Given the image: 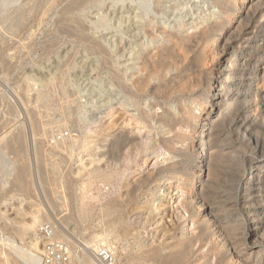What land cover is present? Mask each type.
I'll return each mask as SVG.
<instances>
[{"label":"bare ground","instance_id":"obj_1","mask_svg":"<svg viewBox=\"0 0 264 264\" xmlns=\"http://www.w3.org/2000/svg\"><path fill=\"white\" fill-rule=\"evenodd\" d=\"M31 1L3 0L0 14H4L8 19H20L21 22L31 8ZM77 1L80 3V0ZM165 1L151 0L153 5H151V12L153 15L155 13L153 17H156L158 12L164 11L165 13ZM175 1L177 0L168 2H174L171 7V12H173L171 18H174V14L179 11L180 7L194 0H178L177 3ZM209 1L215 10L211 7L201 12V17L198 18L202 25L201 27L197 25L200 29L195 24L198 18H195V21L189 22L188 20L183 23L180 20V32H176L171 29V25L160 26L158 18L151 16V21H147L145 27L142 28L145 29L146 35L144 36L148 35L151 38L150 48L145 49L143 44H140L145 49L141 51L139 58L141 70L138 69L142 74L139 75L140 71L137 70V77L131 74L130 79L126 75H115L121 86L126 89L129 82V87L133 90H128V95L122 92L127 99L123 105L136 108L137 120L150 128V132L154 133V138L143 141L130 133L120 131L113 135H103L104 138L98 146L90 147L94 141L88 135L80 134L79 138L71 140L70 133L65 136L63 129H57L56 134L50 132L51 136H49L45 135L48 132L45 133V129L42 131L43 127H41L42 134L45 136L40 134L42 137L38 139V144H36L37 139L34 142L37 145L40 166L38 175L41 185L42 209L35 212L30 223L20 228H13L16 235L23 237V240L20 239L23 242L27 239L24 238L25 233L34 230L32 236L28 238L29 241L31 239L29 247L25 244L17 245L14 240L0 236V253L6 258L4 264H67L69 262L73 264L76 248L64 233L62 225L50 226L52 227L50 228L51 235L45 239L41 238L36 230L37 228L42 229L40 225L43 220L51 219V211L53 213L69 212L67 217L62 216L65 218L64 224L71 223V219L77 216L78 224L84 227L80 228L86 230L88 228L86 224H90L91 214L95 209L90 201H97L100 204L96 214L97 219L100 220V230L98 233L91 231L90 236L88 235L90 239L85 243L90 250H84L82 256V262L85 264H114V259L116 260L117 257L114 241L123 244L124 250L130 249L126 257L128 263L264 264V234L261 236L259 233L264 225V124L258 118L264 113V88L259 86V82H264V0ZM178 17L180 18V15ZM176 20L178 18L172 22ZM187 25L189 28L185 29ZM193 28L197 31L189 34L188 30ZM138 35H141V32ZM213 40H218V43L215 44V41L213 43ZM102 46L96 45L97 49L108 53L107 50L102 49ZM209 57L212 68L206 72L203 67L205 60ZM116 71L113 70L116 74L121 73L118 72L119 70L118 73ZM143 95L151 96V102H146V97L143 102L141 99ZM38 97L41 102L47 104L46 94H40ZM67 105L63 107V112L69 114L68 116H74L82 110V104ZM254 106L256 111L253 109ZM196 111L198 113H195ZM46 128L48 131V127ZM194 130L196 131L193 132ZM185 132H188V136ZM193 133H197V136L194 137ZM235 133L243 134L241 143L244 142L254 150L253 157L245 156L246 158L241 159L240 152L238 155L237 150H234L235 145H239L240 142L238 141L240 136L235 137L237 141L232 139ZM9 134L6 137L9 139L3 138L5 150L15 149L20 139L19 134H17L18 137L12 135L11 132ZM22 134L24 135L23 132ZM20 136L22 137L21 134ZM222 137H228L231 143L228 144L229 141L226 142L227 146L216 147L219 141L225 140ZM185 140L189 142L188 148L183 145ZM239 147L241 148V145ZM3 148L1 149L4 151ZM99 150L103 151L98 152ZM162 152L171 155L174 161L162 166L157 162L152 170L140 173L131 183H123L128 175L144 168L150 156L160 157ZM82 153L90 154L92 164L99 163L103 159H106V163L87 172L86 179L71 178L69 172H65V168L70 167L76 157ZM134 153L136 156L133 158ZM141 155L147 158L139 162L136 157ZM249 164L250 167H246ZM213 167L220 169L219 175L224 172L225 181L234 191L232 201L234 200L235 203L233 205L243 207V211L246 212L248 226L246 225L247 228L242 231L241 228L239 229L240 226L224 224L226 222L222 220L220 213L218 214L210 204L206 187L214 175ZM247 171L250 176L244 179ZM25 173H20L18 177L23 178ZM191 176L193 180L189 178ZM169 180L176 185L180 183L184 195L181 205L193 224L195 233L188 236L183 232L184 226L188 224L185 221L180 234L174 232L170 235L171 242L163 241L159 245L153 243L146 245L141 240V231L133 228L129 220L140 210L147 212L148 223L151 225L163 220L164 216L159 219L158 217L166 206L168 208L170 206V204L167 205V196L170 192L167 190V195L162 198L151 199L149 197L153 195L155 189L162 188L161 181L166 183ZM99 184L114 189L117 185L119 192L101 194ZM94 190H98L97 195L93 193ZM144 196L148 201L141 203V198ZM232 201L229 200L228 204ZM169 233L171 231L167 232ZM130 240L134 242L130 243ZM59 242L67 245H64V251L68 253L65 261L64 258L59 261L57 256H53L56 250H59L56 246ZM51 245L55 248L53 249L54 254L48 249ZM7 248L11 254H7L5 250ZM206 249L207 253L202 256L201 253ZM102 252L109 254L113 261L105 263L100 257Z\"/></svg>","mask_w":264,"mask_h":264},{"label":"rangeland","instance_id":"obj_2","mask_svg":"<svg viewBox=\"0 0 264 264\" xmlns=\"http://www.w3.org/2000/svg\"><path fill=\"white\" fill-rule=\"evenodd\" d=\"M83 1L80 0L79 3L77 0H32V9L30 8V10H28L29 12L27 11L25 18L21 22L20 19H8L4 14H2L4 16L0 14V142L2 141L0 143V236L14 240L17 245L25 244L29 247L31 239L29 241L28 238L32 236V233H34L32 231L34 230H29L25 233L24 238L27 239H24L25 242H23L21 241L23 237L21 238L16 235L13 232V228H20L30 223L29 221L33 219L35 212L42 209L41 185L38 175L40 166L36 144H38V139L44 135L42 134L44 129L45 133L48 132L45 135L49 136H51V133L56 134L57 132L55 131L63 129L64 131H62L65 136L70 133L71 140H76L79 138L80 134L88 135L92 137L94 141L90 147L98 146L104 138L102 137L103 135H113L120 131L130 133L132 136L139 137L143 141L155 137L154 133L150 132V128H148L146 124L137 120L138 113L136 108L123 105L125 101H127L124 94L126 93L125 95H128V90L133 91L129 87L130 83L128 82L127 85L129 86H126L129 89H125L124 86H121L117 81V77H115V75L122 74L130 79L134 74L135 77H137L138 68L141 70L139 61L141 51L143 52L151 46V38L148 35L144 36L146 35L144 32L145 29H142L145 27L146 22H149V20L155 16V13L153 15L151 12V7L153 6L151 0ZM169 1L171 0L165 1V13H163V11L161 15V13L158 12L156 13V17L153 18H158V23H160L162 27L171 25V29L176 32H180V20H182V23L188 20L189 22L195 21V18L201 17V12L207 11L211 7L212 9L214 8L209 0H194L189 2L190 4L188 3L184 7L179 8V11L183 14L179 11H175L177 14H174V18H178V20L172 22V20H175L171 18L173 16H171L173 13L171 12V7L174 2L168 3ZM2 2L3 0H0L1 10L3 8ZM70 2L75 5H72ZM177 2L178 0L175 1V3ZM76 3L79 7H77ZM141 7L142 9H139ZM178 15L182 18L180 19ZM139 16L142 17V19ZM136 19H141V22ZM196 20V26L198 25L201 27L202 24H200V19L198 18ZM189 22L187 24H189ZM188 28L189 26L187 25L185 29ZM194 29L195 28L188 30L189 34L197 31ZM198 29L200 28L198 27ZM139 31L141 35H138V33L140 34ZM79 33L81 34L79 35ZM214 41L215 44L218 43V40H213V43ZM95 44L103 45L102 49L105 51L107 50L108 53L97 49ZM140 44H143L145 49ZM122 54L123 56H121ZM205 61L203 70L208 72L212 68L211 58L209 57ZM208 62L211 63L209 64ZM136 65H138V67ZM109 68H112L114 71L119 70L118 72L121 73L116 74L112 69L110 71ZM131 74L133 75L131 76ZM141 74L140 71L139 75ZM259 86L264 88V82H259ZM79 91L80 93H77ZM43 93L48 97L47 104H44L38 99V95ZM68 95L70 99H67L69 98ZM144 98L146 102H151V96L143 95L141 97L143 102H145ZM68 101L71 102V105L72 103L73 105L82 104V110L75 114L76 116H68L69 114L67 115L63 112V107L69 103ZM75 101L76 103L74 104ZM64 103H66V105ZM253 109L256 111L255 106ZM254 110L253 114H255ZM195 113H198V111ZM262 115L263 117H261ZM262 115L258 118L264 124V120H262L264 119V113ZM14 127L17 129L15 130ZM20 127L24 131H21L22 129ZM41 127H43V129ZM46 127L49 129L48 131ZM18 128L21 131L20 134L22 137L19 134L20 131ZM8 131L9 133L11 132L12 135L16 137L19 136L18 138H20L18 139V144L15 149L11 148L5 150L3 148V138L7 137L9 134ZM2 132L6 136L2 135ZM17 134L19 135L17 136ZM40 134H42V136ZM187 134L188 132H185V135ZM193 135L196 137L197 133H193ZM242 135V133L240 135L235 133L232 136L233 140H236V138L240 136V140H238L240 141L239 145H235L234 150H237L238 155L241 154V159L246 157L251 158L254 156V150H252V148L250 149V146L245 145L244 142L243 144L241 143ZM8 136L10 137V134ZM9 137L6 138V140L9 139ZM35 139H37L36 144L34 142ZM222 139L225 142L222 140L219 141L220 145L217 143L216 147H221L222 145L227 146L226 142L231 140L228 137H222ZM51 142L53 143L54 141ZM230 143L231 141L228 144ZM188 144V141H183V145L186 148H188ZM240 145L241 148L239 147ZM1 148H3L4 151ZM102 151L103 150H99L98 152ZM135 156L136 153H134L132 157L134 158ZM156 156L157 155L150 156L147 165L141 168L140 171L128 175L123 183H131L140 173L152 170L157 162L159 164L161 163L160 166H162L163 164H169L174 161L171 155L164 152L160 153V157ZM144 157V155L138 156L136 160L140 162L147 158ZM91 160L92 157L90 154L82 153L80 156L76 157L70 167L65 168V172H69L71 178L80 179V177H83L86 179L87 172L95 169L96 166L101 167L106 163V159L95 164H92L90 162ZM246 167L249 168L250 164L246 165ZM212 170L214 175L210 178L206 187V193L211 202L210 204L213 205L218 214L220 213L219 215L222 216V220L224 219L223 221L226 222L224 224L227 225V223H230V225L240 226L239 229L241 228V231L242 229H246L248 226L246 212L243 211V207L237 206L236 204L235 206L233 205V203H235L234 200L232 201L234 191L231 189L228 182L225 181L226 177L224 176V172L219 175L220 169L213 167ZM22 172H26V175L23 178H19L18 175ZM78 173H80V176ZM249 176V172L247 171L244 179ZM189 178L191 180L194 179L192 176ZM100 186L102 190L101 194L104 195L119 192L117 185L115 189L113 187H104L99 184V187ZM161 187L162 188L155 189L153 195L149 198H162L167 195V190L170 192V195L167 196V205L170 204V206L169 208L166 206L158 217L159 219L164 216V219L151 225L148 223L149 219L147 212L140 210L129 220V224L132 225L133 228L141 231V240H143L146 245H151L152 243L159 245L163 243V241L171 242L169 238L170 235L174 232L180 234L182 232V225H184L185 221H187L188 224L184 226L183 232L187 233L188 236H192L195 233L194 226L181 205L184 195L180 183L176 185L173 184L171 180L166 183L161 181ZM93 193L97 195L98 190H94ZM221 198L223 200H221ZM229 200L232 201L230 204H228ZM146 201H148L147 197L144 196L141 198V203H146ZM90 202L95 206V209L91 214L90 224H86L89 228H87L88 231L87 229L80 228L83 226L78 224L79 219L77 216L71 219V223L64 224L63 220L65 218H62V216L67 217L69 215L67 211L54 212L55 214L51 211V219L49 221L43 220L40 225L42 229L37 228L36 230L37 234L45 239L49 238L51 235L50 228L52 229V227L50 226L62 225V228L64 227V233L69 238V241L74 243L76 248L75 252L77 259L75 257L73 264H85L82 262V256L85 251L90 250L86 244L90 239V233L93 231H97L98 233L100 230V220L97 219L96 216L100 204L97 201ZM229 206L232 207L229 208ZM239 220L240 223L242 222L241 224ZM50 221L51 224L54 225H51ZM177 229L178 231H176ZM263 230L264 225L263 229L260 230L261 232H259L261 236L264 234ZM168 231H171V233L167 234ZM133 242V240H130V243ZM59 243L63 244V242ZM64 245L67 246L65 243ZM114 247H116L117 254L116 260L114 259L113 262L114 264H148L146 262L128 263L126 257L130 249L124 250L123 244L116 243V241H114ZM5 250H7V254H11L8 248ZM135 251L136 249L134 252ZM206 253L207 249L204 250L201 255L204 256ZM91 254L95 253L91 252ZM4 262H6L5 255L0 253V264H4ZM67 264L71 263L69 262Z\"/></svg>","mask_w":264,"mask_h":264},{"label":"built area","instance_id":"obj_3","mask_svg":"<svg viewBox=\"0 0 264 264\" xmlns=\"http://www.w3.org/2000/svg\"><path fill=\"white\" fill-rule=\"evenodd\" d=\"M57 248H59V250H56L55 254H54V251L53 249L54 246H48V249L52 252V254H54L53 256H57V259L60 261V259L64 258V261L67 259V256H68V253L67 251H64V245L62 243H58L57 245ZM101 258H103V261H105V263H108V262H112V258L109 256V254L105 253V252H102L101 255H100Z\"/></svg>","mask_w":264,"mask_h":264}]
</instances>
